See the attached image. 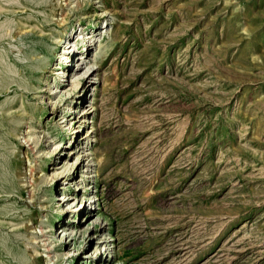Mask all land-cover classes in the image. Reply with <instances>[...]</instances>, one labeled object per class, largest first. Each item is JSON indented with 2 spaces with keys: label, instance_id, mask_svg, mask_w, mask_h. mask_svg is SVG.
<instances>
[{
  "label": "rangeland",
  "instance_id": "1",
  "mask_svg": "<svg viewBox=\"0 0 264 264\" xmlns=\"http://www.w3.org/2000/svg\"><path fill=\"white\" fill-rule=\"evenodd\" d=\"M74 1L0 0V264H264V0Z\"/></svg>",
  "mask_w": 264,
  "mask_h": 264
},
{
  "label": "bare ground",
  "instance_id": "2",
  "mask_svg": "<svg viewBox=\"0 0 264 264\" xmlns=\"http://www.w3.org/2000/svg\"><path fill=\"white\" fill-rule=\"evenodd\" d=\"M70 3V0H67V5ZM74 3H75V5H77L78 4V1H74ZM61 14V13H60ZM93 34L92 35H88L87 36V39L88 40H90L91 38H93ZM87 40V41H88ZM68 43H67V45L66 46H63V48H62V53H61V56L60 57H62V59L64 60V64H63V67H60L59 65H55L54 67H53V69H61V70H65V71H68V73L69 72H71L73 69H72V67L71 68H69V56H68V54H67V52H66V50H65V47H67V48H69V49H71V48H74L75 46L73 45V44H71L70 43V41H67ZM92 42V44H94V42H95V38H93V39H91L90 41H88V43H86V46H85V50H88V48H89V45H90V43ZM66 48V49H67ZM71 61V60H70ZM87 64V63H86ZM90 68V67H89ZM88 70H90V69H88ZM64 72V71H63ZM84 72H85V70H84ZM57 73V72H56ZM61 73V72H60ZM83 73V72H82ZM82 73H81V75H82ZM86 73V72H85ZM63 74V73H62ZM84 74V73H83ZM88 74V73H87ZM80 75V74H79ZM74 77V76H73ZM64 78V77H63ZM70 81V80H69ZM75 83V82H74ZM73 85V84H72ZM79 86V85H78ZM74 87V86H73ZM70 100V99H69ZM64 101H67V100H64ZM82 102H83V100H82ZM72 110V108L71 107H68V111H71ZM73 112H74V110H72ZM85 119V118H84ZM29 141H27V143H28ZM59 153V152H58ZM59 155V154H58ZM57 168H59V167H57ZM31 172H33V169L31 168ZM30 172V173H31ZM31 175V174H30ZM30 178V177H29ZM31 181V180H30ZM76 188V187H75ZM31 189V188H30ZM30 192H31V190H30ZM64 199L63 201H67L68 199H70L71 197L70 196H66V195H60V197H58V200H60V199ZM95 198H96V196L94 195V194H89L88 195V200H89V202L91 203V202H95ZM88 203V202H87ZM89 205V204H88ZM42 229V228H41ZM66 228H63L62 230H61V232H64V234L66 235ZM40 233L42 234V235H44V232L42 231V230H40ZM46 240V239H45ZM45 240H44V243H43V245L46 247V251L48 252V254H49V252H50V247H48L47 246V244L45 243ZM50 257V254L48 255V258Z\"/></svg>",
  "mask_w": 264,
  "mask_h": 264
}]
</instances>
